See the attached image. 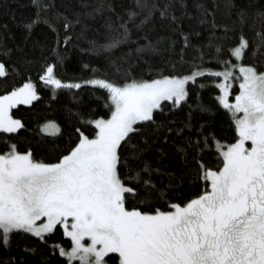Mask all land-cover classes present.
Here are the masks:
<instances>
[{
	"label": "trees",
	"instance_id": "trees-1",
	"mask_svg": "<svg viewBox=\"0 0 264 264\" xmlns=\"http://www.w3.org/2000/svg\"><path fill=\"white\" fill-rule=\"evenodd\" d=\"M149 3L157 5L151 16L136 0H46L40 16L43 22L29 32L25 25L38 11L32 0H0V63L7 71L0 78V95L31 82L39 96L10 110L24 127L15 134H0V153L8 151V144H15L20 153L31 151L38 162L57 163L75 147L81 132L93 137L95 126L86 122L105 119L111 110L107 91L84 84L87 80L123 85L133 80L189 75L198 69L223 71L224 61L264 72V0ZM169 4L173 6L162 18L159 13ZM65 21L71 27L65 29ZM121 25L128 27L127 38L109 48L121 37ZM241 37L247 40L248 48L237 60L231 50L239 46ZM49 65L55 66L56 78L83 86L54 92L40 80ZM233 70L238 74V69ZM218 80L203 76L187 85L186 102L179 108L165 102L163 112L154 114L155 123L137 125L140 131L121 146V177L141 176L139 182L125 181L138 192L127 197L129 210L171 211V204L183 206L208 190L199 165L218 170L222 159L217 142L230 145L238 138L231 113L216 99ZM233 88H237L235 82ZM48 123H55L59 133L41 131ZM145 165L148 172L143 171ZM145 179L155 185L154 194L145 189ZM71 244L60 226L46 235L44 242L28 233H13L7 245L0 242V264H69L55 246L67 249ZM107 259L119 264L117 254H109Z\"/></svg>",
	"mask_w": 264,
	"mask_h": 264
},
{
	"label": "snow or ice",
	"instance_id": "snow-or-ice-1",
	"mask_svg": "<svg viewBox=\"0 0 264 264\" xmlns=\"http://www.w3.org/2000/svg\"><path fill=\"white\" fill-rule=\"evenodd\" d=\"M45 3L32 0L38 11L25 25L27 31L43 22L40 16ZM136 4L147 16L157 7L149 0H136ZM171 6L160 11L162 18ZM134 16L131 13L129 20ZM171 19L177 21L175 16ZM69 27L65 21L64 28ZM121 28V37L109 48L127 38V25ZM247 48V40L241 37L231 56L240 60ZM223 63V71L198 69L189 75L123 85L104 79L85 81L106 90L110 101V118L86 122L95 126L94 138L81 132L75 147L54 164L34 160L31 151L20 153L15 144H8V151L0 153V242L7 245L11 234L18 232L44 242L60 226L72 242L70 252L59 248L69 264L73 260L106 264L109 254H118L120 264H264V72H257L254 66ZM54 67L47 66L40 76L54 92L83 86L62 82L54 75ZM6 75L5 65L0 63V78ZM203 76L221 78L215 83L220 90L216 99L231 113L238 137L230 145L217 142L222 167L211 170L199 165L208 190L183 206L173 203L171 211L153 213L129 210L126 199L138 192L125 181L139 182L141 176L121 177V146L140 131L137 125L155 123L154 114L163 112L165 102L179 108L188 97L186 86ZM234 82L239 92L230 102ZM36 99L39 96L31 82L0 95V134L22 129L24 125L10 110ZM41 131L56 135L60 129L48 123ZM248 142L250 147H246ZM143 171H149L147 165ZM142 183L149 194L155 193L151 180Z\"/></svg>",
	"mask_w": 264,
	"mask_h": 264
},
{
	"label": "rangeland",
	"instance_id": "rangeland-1",
	"mask_svg": "<svg viewBox=\"0 0 264 264\" xmlns=\"http://www.w3.org/2000/svg\"><path fill=\"white\" fill-rule=\"evenodd\" d=\"M149 81H151V80H149ZM221 81V78H220V80H218L216 83H218V82H220ZM62 82H64V83H71V82H67V81H62ZM26 83H28V82H26ZM72 83H77V82H72ZM25 84V83H24ZM23 86V85H22ZM21 86V87H22ZM238 92H239V88H238V84H237V88L236 89H234V88H232L231 89V95L229 96V101L230 102H233L234 101V96L236 95V94H238ZM219 95H220V93H219ZM110 116H111V113H110V115L107 117V118H105V119H108V118H110ZM15 119V118H14ZM95 136V135H94ZM94 136L93 137H91V138H94ZM90 138V139H91ZM51 164H54V163H51ZM39 223V222H38ZM85 243H88V241L86 240L85 241ZM59 248H63V247H61V246H59V247H57L56 248V250L59 252ZM71 248H72V244H71V246L69 247V248H67V249H65V251L66 252H70L71 251ZM60 253V252H59ZM117 256H118V254H117ZM67 257V256H66ZM68 259V258H67ZM105 260H106V264H112V263H110L109 261H108V259H107V257L105 258ZM118 261H119V257H118ZM72 264H80V262L79 261H77V260H73L72 261ZM119 264H120V261H119Z\"/></svg>",
	"mask_w": 264,
	"mask_h": 264
},
{
	"label": "flooded vegetation",
	"instance_id": "flooded-vegetation-1",
	"mask_svg": "<svg viewBox=\"0 0 264 264\" xmlns=\"http://www.w3.org/2000/svg\"><path fill=\"white\" fill-rule=\"evenodd\" d=\"M246 147H250V142L246 143Z\"/></svg>",
	"mask_w": 264,
	"mask_h": 264
}]
</instances>
